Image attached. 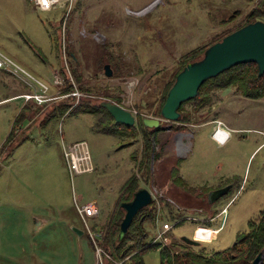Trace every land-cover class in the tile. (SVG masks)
Listing matches in <instances>:
<instances>
[{
  "label": "rangeland",
  "instance_id": "obj_1",
  "mask_svg": "<svg viewBox=\"0 0 264 264\" xmlns=\"http://www.w3.org/2000/svg\"><path fill=\"white\" fill-rule=\"evenodd\" d=\"M78 1L80 6L70 17L71 10L66 23L64 55L58 31L50 24L55 14L60 16L58 9L45 12L30 0H0L5 51L11 48L17 56L45 62L40 47L53 68L64 73V67L68 72L73 66L81 75L79 81L68 75L79 96L32 107V114L36 112L32 124L14 134L21 142L0 148V264H121L96 253L100 236L89 234L76 202L96 200L101 208L97 222L104 224L136 167L133 153L141 150L142 138L106 132L104 114L89 104L111 99L132 110L137 122L140 117L158 116L153 112L159 105L156 89L170 80L180 56L243 21L258 0ZM104 43L115 46L130 71L105 75V63L98 64ZM72 52L79 60L70 56ZM15 111L11 102L0 104V146L12 129ZM179 113V119L162 120L158 127L155 183L142 181V185H152L159 208L167 201L180 218L164 217L160 208L163 218L154 233L164 222L177 221L167 232L169 238L187 235L198 241L188 244L178 238L187 246L183 250L189 261L206 264L197 253L231 246L264 207V97L247 98L223 88L206 105L191 100ZM182 113L190 118H182ZM204 120L213 121L199 125ZM123 133L127 135L128 129ZM75 140L88 143L93 170L72 174L68 169L62 142ZM174 164L181 189L171 181ZM226 184H230L227 193L208 203L207 191ZM35 218L43 219V224L39 226ZM144 257L146 264H159L158 249Z\"/></svg>",
  "mask_w": 264,
  "mask_h": 264
},
{
  "label": "trees",
  "instance_id": "obj_2",
  "mask_svg": "<svg viewBox=\"0 0 264 264\" xmlns=\"http://www.w3.org/2000/svg\"><path fill=\"white\" fill-rule=\"evenodd\" d=\"M80 4L81 1L77 0L70 17L73 14L75 7L78 8ZM256 19L264 20V0H258L256 5H254L245 14V19L243 21L234 24L232 27L224 29L221 34L214 35L203 44L191 48L182 54L175 63L177 67L173 71L170 80L164 83L160 90L159 88L156 89L155 95H158L157 100L159 97V105L155 107L153 111L155 112L154 114L159 116L160 107L165 99L168 88L173 83L177 72L187 61L200 58L206 46L216 40H219L223 35L233 29ZM112 45L113 44L110 46L107 43L103 44V53L102 56L98 58V64L99 66H103L104 63H110L115 68V74L113 76H121V74L131 70L130 68H127L130 64L122 58L120 53L113 50ZM70 56H72L74 60H79L77 55L73 52L70 53ZM74 62L76 64V61ZM77 64L79 65V63ZM71 72L74 80H81V75L78 73L77 68H73L72 66ZM63 78L64 82L61 85H65V87L62 90H67L66 92L71 91L73 89L72 82L69 81L67 77ZM21 83L22 82L20 81V84ZM21 86L29 90L26 85L21 84ZM223 88H232L234 94L242 95L247 98H262L264 97V72L261 75H258L257 65L252 61L234 64L219 72L216 76L205 79L199 86L197 94L194 97L181 102L178 110L181 112L184 108V104L191 100H194L195 102L198 101L200 104L206 105L209 103L210 98H213L214 94L216 95V90H221ZM89 89H92V87H89ZM208 90L211 92V95ZM90 100L88 101L91 102ZM31 101L33 100H29L27 104L23 105L14 117L12 129L3 142L1 146L2 148H4L7 144L9 145V143V146H12V148L16 147L22 139L20 140L18 136L15 137V131L22 129L24 122L27 119H32V116L36 113L32 114V107L46 105V102L41 105H37ZM89 105H96L98 112L104 114L107 123L106 127H104L106 132L119 134L120 136L123 134L122 138L123 136L136 137L140 134L142 138L141 150L133 153L134 160L136 161V167L120 189L119 195L109 213L108 220L102 224V229H100L102 233L100 235V243L98 244L115 261H120L121 264H146L144 256L148 251L154 248L159 250V264H196V262L189 261L187 259L185 254L186 252L183 250V248H186L187 246H183L178 238L172 237L170 241L165 244L154 241L156 236L154 229L158 225L159 219L163 218V211H161L160 208L165 210L164 217L171 220L176 218V211L168 205L167 201L161 203L159 208V197L154 198L151 205L141 208L135 214L127 233L124 236L119 235L120 223L125 214V211L121 206V202L129 200L139 186H145L142 185V181H145L147 184L155 183L153 164L159 158V155L155 150L157 143V138L155 136L156 129L145 126L142 120L143 117H140L139 121L135 125L131 126L124 123H118L99 101ZM70 107H72V104ZM60 108H62V106ZM60 111L63 112L62 109H60ZM181 115L183 116L182 118H190L189 113H182ZM125 128L128 129L127 135L123 133ZM15 138L17 139V142L13 141ZM176 166L177 164H174L171 169L170 176L172 177L175 174L174 169H176ZM150 186L146 187L151 189L152 187ZM160 200L162 201L163 198H160ZM172 223V225H175L178 222L173 221ZM96 225L97 223L93 222V228H97ZM180 246H183L182 250H180ZM263 246L264 207L259 211L255 219L252 218L249 220L247 231L238 235L231 246L225 248L224 250L221 249V251L216 250L210 252L209 254L197 253L196 257L201 259V262L205 261L206 264H252L253 257ZM180 251H184L183 254H181Z\"/></svg>",
  "mask_w": 264,
  "mask_h": 264
},
{
  "label": "water",
  "instance_id": "obj_3",
  "mask_svg": "<svg viewBox=\"0 0 264 264\" xmlns=\"http://www.w3.org/2000/svg\"><path fill=\"white\" fill-rule=\"evenodd\" d=\"M248 61L256 63L258 75L264 72V20L262 19L250 21L233 29L206 46L200 58L187 61L168 88L159 116H144L142 118L144 125L158 128L162 120H176L180 114L178 108L181 102L194 97L205 79L216 76L234 64ZM104 70L106 76H113L110 63L104 64ZM100 104L110 112L116 122L129 126L136 124L137 118L132 110L111 99L101 100ZM229 188L230 184H226L208 190L206 193L208 203L214 202L222 194L227 193ZM153 200L150 188L139 186L129 200L121 202L125 214L120 223V236L127 233L135 214L141 208L151 205ZM73 228L77 233H83L82 229L74 226ZM179 239L188 244H199L187 235H181ZM263 263L264 246L252 259V264Z\"/></svg>",
  "mask_w": 264,
  "mask_h": 264
},
{
  "label": "built area",
  "instance_id": "obj_4",
  "mask_svg": "<svg viewBox=\"0 0 264 264\" xmlns=\"http://www.w3.org/2000/svg\"><path fill=\"white\" fill-rule=\"evenodd\" d=\"M75 2L76 0H33V3L37 8L44 10L52 9L58 4L64 5V14L59 24L60 41L64 55L66 53V44L68 42L66 36V23L71 10H73ZM0 68L7 70L11 74H13L15 78H17L29 88L27 92L17 95L15 97L16 99H20L23 102L33 100L37 103H45L55 98V96L49 92V83L46 80L34 74L2 48H0ZM54 82L58 84H62L64 82V78L60 75L59 72H56L54 74ZM72 94L79 96L80 91L78 89H74L72 91ZM63 150L68 169L72 174L82 173L89 170L91 171L93 169L94 166L92 164L89 147L86 141L78 140L68 144H64ZM153 197L156 198L154 194ZM76 208L81 218L83 219L85 228L88 230L89 234L93 237H95L96 235L100 236L102 231L100 229L94 230L89 223V217L99 214L98 205L94 201L83 205L76 202ZM172 224L170 225L168 222H164L161 225L159 233L156 234L154 241L160 242L162 244L168 243L172 237L169 238L170 236L167 235V232L171 230L173 226ZM95 246L97 250L96 253L100 258L102 256V253L111 257L97 242H95Z\"/></svg>",
  "mask_w": 264,
  "mask_h": 264
},
{
  "label": "crops",
  "instance_id": "obj_5",
  "mask_svg": "<svg viewBox=\"0 0 264 264\" xmlns=\"http://www.w3.org/2000/svg\"><path fill=\"white\" fill-rule=\"evenodd\" d=\"M30 2L33 4V6L36 9H39V8H37L34 5L33 0H30ZM75 4H76V2H75ZM75 4H74V6H75ZM56 9H58V12H60V16L59 17H56V14H55V17H53L54 21H51L50 24L54 28H56V30L58 31V36L60 37V35H59L60 34L59 24H60V21H61V18L63 16V14H64V5L58 4V5L54 6L52 9H49V10H44V9H39V10H42V11H45V12H51V11L56 10ZM61 9H62V11H61ZM45 24H48V23H45ZM48 26H50V25L48 24ZM48 34H49V37L51 39V36H50L51 31H50V29H48ZM3 38H5L4 35L0 39V48H3V47L7 48V46L5 44L6 41L2 40ZM7 43H8V40H7ZM3 50H4V48H3ZM38 51L41 52L40 53V57L42 58V60L45 59V62H43V61L42 62H39V61H37V60H35V59L31 58V57H28V56H23V57L17 56L16 53L11 50V48L9 49V54L11 53L12 55L11 54L10 55L13 56L14 58H16L22 65H24L26 68H28L34 74H36L37 76L43 78L44 80H46L49 83V92L52 95H54L55 98L52 99V100L47 101L45 103L46 105L49 104V103H53L56 100H61L63 98L69 97V96L70 97H75V95L72 94V91L75 89V85H73V89L71 91H69V92H62V89L65 87V85H61V84H58V83H55L54 82V74L56 72H59V73L63 74L67 78L69 77L68 75H71V77H72V72H71L72 71V68L69 67L68 68V72H67L66 71V68L67 67H64V70H65L64 73L60 71L61 69H58V68H55V67L53 68V66L51 65V62L49 60H46L47 57L46 58L44 57L45 54H44V52L42 51V49L40 47H39ZM46 63L49 65L50 68H52L51 72L47 70ZM66 66H68V63H66ZM51 73H52V75H51ZM21 84L23 85V83H21ZM21 84H20V81L17 78H15V76L13 74H11V73L5 71L4 69H1L0 68V104H7V103L11 102L14 111L16 110L15 113H14L15 115L13 117H15L17 115V113L20 111V108L23 105H25V104L28 103V101L27 102H23L22 100H18V99L15 98L17 95H20L22 93L27 92V89L26 88H23L21 86ZM96 101H97V99H96ZM31 102H33L34 104H37V105L43 104V103H37L35 101H31ZM99 102H101V100H99ZM213 120H204V121H201L199 123V125L200 124H206V123L209 124ZM25 122H26V125H25ZM25 122H24L23 128L26 127V126L27 127H30V125L32 124V119H27ZM157 130H158V128H156V135H155L156 138H157V133H158ZM62 140H64L63 137H62ZM157 140H158V138H157ZM75 141H78V140H75ZM62 143L67 144L64 141ZM1 146H2V144H1ZM159 157H160V155H159ZM177 177L181 178L180 175H178ZM175 178H176V173L173 175V177L171 176V181L173 182V184L175 185L176 188L181 189L179 187V185L175 182L176 181ZM94 202L97 204L96 200ZM98 207H99V205H98ZM112 208H111V210H112ZM100 214H101V208L99 207V214L96 215V216L89 217L90 218L89 219L90 220L89 223H90V226L92 228H93V226H92L93 225V222L94 223H97V225H96L97 228H93L94 230H96L98 228L99 229H102V225L98 224V222H97V217L100 216ZM186 216H188V217L191 216L192 217L193 215H189L188 214ZM35 219L37 220V224L39 226L43 224V219H38V218H35ZM175 219L178 221L180 218L179 217L178 218L176 217ZM199 219L202 220L201 218H199ZM74 227H77V226H74ZM79 229H81V228H79ZM84 231H85V229L83 230V233H84ZM179 237H177V238H179Z\"/></svg>",
  "mask_w": 264,
  "mask_h": 264
},
{
  "label": "flooded vegetation",
  "instance_id": "obj_6",
  "mask_svg": "<svg viewBox=\"0 0 264 264\" xmlns=\"http://www.w3.org/2000/svg\"><path fill=\"white\" fill-rule=\"evenodd\" d=\"M264 264V263H263Z\"/></svg>",
  "mask_w": 264,
  "mask_h": 264
}]
</instances>
